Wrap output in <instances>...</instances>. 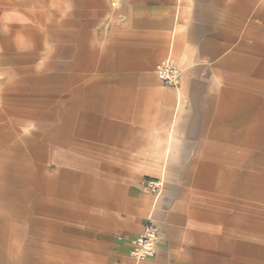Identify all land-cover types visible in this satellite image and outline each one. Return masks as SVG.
<instances>
[{
    "label": "crops",
    "instance_id": "obj_1",
    "mask_svg": "<svg viewBox=\"0 0 264 264\" xmlns=\"http://www.w3.org/2000/svg\"><path fill=\"white\" fill-rule=\"evenodd\" d=\"M81 1L106 6L77 14L58 82L29 90L27 143L13 137L6 152L0 121V177L11 180L0 191L12 193L0 201V264L252 260L243 237L213 229L198 194L208 162L225 160L205 151L220 107L264 86V0ZM167 59L177 86L158 76ZM245 117L250 125L234 138L263 146L264 105ZM233 160L256 161L245 191L264 195V152ZM150 218L160 227L157 250L137 260L133 240Z\"/></svg>",
    "mask_w": 264,
    "mask_h": 264
},
{
    "label": "rangeland",
    "instance_id": "obj_2",
    "mask_svg": "<svg viewBox=\"0 0 264 264\" xmlns=\"http://www.w3.org/2000/svg\"><path fill=\"white\" fill-rule=\"evenodd\" d=\"M81 2L0 0V121L8 139L4 144L6 152H11L13 137L25 145L35 128L33 113L26 110L29 90L44 89L51 78V82H58L53 79L62 69L65 71L67 65L61 63L60 46L73 36L70 31L78 22L77 14L99 13L106 6L103 1L95 8ZM251 93L252 90L245 88L242 96H229L208 130L205 151L221 155L225 160L208 162L210 171L198 196L205 215L211 216L213 229L224 227L230 237H243L246 246L256 249L254 258L244 264H264V195L251 198V193L245 191L249 190L256 161L233 160L247 153L264 152V144L258 147L234 138L239 135L238 127L242 123L250 125L245 116L264 105V86L254 90L253 96ZM54 106L58 107V103L53 102ZM11 165L10 159L4 160L1 169L5 171ZM10 181L0 177V188ZM6 195L12 193L0 191V201Z\"/></svg>",
    "mask_w": 264,
    "mask_h": 264
},
{
    "label": "built area",
    "instance_id": "obj_3",
    "mask_svg": "<svg viewBox=\"0 0 264 264\" xmlns=\"http://www.w3.org/2000/svg\"><path fill=\"white\" fill-rule=\"evenodd\" d=\"M112 5H118L122 0H112ZM157 73L161 81L170 86H177L180 80V72L177 66L167 59L162 62L158 68ZM161 183L158 180L150 181L149 188L153 191L160 192ZM159 225L150 218L145 225L143 233L133 240V250L137 260H144L153 256L157 250V242L159 240Z\"/></svg>",
    "mask_w": 264,
    "mask_h": 264
}]
</instances>
